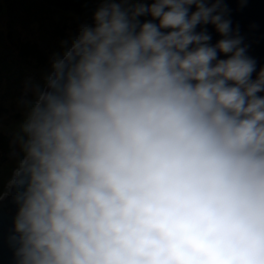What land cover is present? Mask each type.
I'll use <instances>...</instances> for the list:
<instances>
[{"label":"clouds","instance_id":"1","mask_svg":"<svg viewBox=\"0 0 264 264\" xmlns=\"http://www.w3.org/2000/svg\"><path fill=\"white\" fill-rule=\"evenodd\" d=\"M248 47L225 0H99L19 101L14 264H264Z\"/></svg>","mask_w":264,"mask_h":264},{"label":"trees","instance_id":"2","mask_svg":"<svg viewBox=\"0 0 264 264\" xmlns=\"http://www.w3.org/2000/svg\"><path fill=\"white\" fill-rule=\"evenodd\" d=\"M99 0H0V84L6 90L19 86L22 75H39L48 67L52 52L60 42L75 34L80 23H91ZM35 4L39 5L35 7ZM28 6V7H27ZM46 26L43 27V23ZM37 29L39 37L23 34ZM31 36H34L31 35ZM54 50V51H53ZM30 70V74L26 72ZM11 74L12 83L3 84ZM10 112L0 101V121ZM15 116H18L17 114ZM10 137L0 131V159L11 153Z\"/></svg>","mask_w":264,"mask_h":264},{"label":"water","instance_id":"3","mask_svg":"<svg viewBox=\"0 0 264 264\" xmlns=\"http://www.w3.org/2000/svg\"><path fill=\"white\" fill-rule=\"evenodd\" d=\"M225 3L231 9L232 26H239L244 43L249 46L248 54L256 59L259 71L264 66V0H246L244 7H240V0H225ZM207 29L212 37L210 43L214 44L220 36L212 25H208ZM14 214L15 205L11 201L0 203V264H14L12 250L6 242Z\"/></svg>","mask_w":264,"mask_h":264},{"label":"rangeland","instance_id":"4","mask_svg":"<svg viewBox=\"0 0 264 264\" xmlns=\"http://www.w3.org/2000/svg\"><path fill=\"white\" fill-rule=\"evenodd\" d=\"M38 6L39 5L35 4V7H38ZM46 24L47 23L44 22L43 27H45ZM23 34H26L27 38H31V39H34V38L37 39V37H39L36 28H35V30H33V29L27 30ZM33 34H34V36H31ZM56 45L57 44H54L52 47H54L55 51H58L59 49L56 50ZM26 73L30 74V70H28ZM41 76H42V74L40 72H39V75H30V76H28L26 74L22 75L20 78H18L19 86H17L16 84L12 83L15 80H13V78L11 77V74H10V76L7 79H3V84L12 83L13 85L8 89L3 90V89H1L2 83L0 84V101H1L2 105L10 108V112H9L8 116H6V118H3L0 121V131L6 133L10 137V142L12 139V134H13L15 125L21 119V110L19 108V101H20L21 97L23 96L24 89H25L26 85H29L30 83H34V82L39 81L41 79ZM15 82H17V81H15ZM16 114L18 116H15ZM11 152H12V150H11ZM6 158L7 159L4 162L1 160L2 158L0 159V184H2V182L10 174L12 163H13L11 153Z\"/></svg>","mask_w":264,"mask_h":264}]
</instances>
